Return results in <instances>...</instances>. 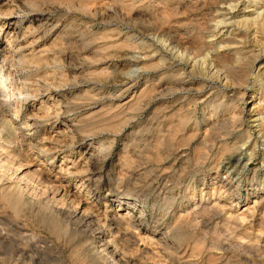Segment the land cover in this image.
<instances>
[{
  "label": "rangeland",
  "instance_id": "obj_1",
  "mask_svg": "<svg viewBox=\"0 0 264 264\" xmlns=\"http://www.w3.org/2000/svg\"><path fill=\"white\" fill-rule=\"evenodd\" d=\"M0 65V264H264V0H0Z\"/></svg>",
  "mask_w": 264,
  "mask_h": 264
},
{
  "label": "bare ground",
  "instance_id": "obj_2",
  "mask_svg": "<svg viewBox=\"0 0 264 264\" xmlns=\"http://www.w3.org/2000/svg\"><path fill=\"white\" fill-rule=\"evenodd\" d=\"M254 21V18H251V19H248V18H245V20H243L242 22H243V24L245 25V26H250L251 24H252V22ZM221 56H223L222 58H227L226 57V55H221ZM239 58V57H238ZM219 59H221V58H219ZM223 61V60H222ZM222 63V62H221ZM220 64V63H219ZM222 65V64H221ZM223 65H226V63H224ZM225 68V67H224ZM231 68V67H230ZM217 71H218V69H216ZM232 70V69H231ZM230 70V71H231ZM234 70H235V72H236V69L234 68ZM237 70H239V68L237 69ZM226 71V70H225ZM9 78H10V73H9V71H7V70H5L4 69V67H3V65H0V87L3 89V91H5V93H7V94H9V90H10V87H11V85H10V83H9ZM255 100V99H254ZM262 102H264V95L263 96H261V97H258V101H257V106L256 107H253L254 109H252V111H254V114L256 113V114H261V113H263L264 112V110H263V108H264V106L263 105H259V104H262ZM264 104V103H263ZM263 110V111H262ZM259 117H260V115H259ZM257 118H254L253 120H256ZM13 122V121H12ZM25 122V121H24ZM24 122H23V124H24ZM27 123V122H26ZM29 124V123H28ZM25 126H27L28 127V125L26 124ZM19 127V126H18ZM18 127H16V126H13V123H11L10 121H3V124H1L0 125V134H1V132L2 131H6L7 133H5V134H8V136H9V139H10V141L9 142H12V141H14V140H16L17 138L18 139H20L19 138V134H20V131H19V129H18ZM21 127V126H20ZM24 127H22V129H23ZM21 130V129H20ZM4 133V132H3ZM4 135V134H3ZM1 136V135H0ZM5 136H7V135H5ZM4 136V137H5ZM2 137V136H1ZM7 138V137H6ZM5 138V139H6ZM3 139V138H2ZM12 140V141H11ZM6 141V140H5ZM1 142V141H0ZM3 142H4V140H3ZM7 143V142H6ZM0 145H2L1 143H0ZM23 148V147H22ZM14 150H16V149H14ZM11 151V152H9V153H13L14 154V156L16 155L17 157L18 156H20L19 155V153H15V151ZM22 151H24V150H22V149H20V153L22 152ZM25 152H26V150H25ZM27 153V152H26ZM13 154H12V156H13ZM26 155V154H25ZM13 156V157H14ZM20 158V157H19ZM13 159H16V157H14ZM16 161V160H15ZM10 164V163H9ZM8 164V161H0V170H2V172H3V169L5 170L4 171V173L5 172H7V171H9L10 169H12L11 168V166ZM20 165V164H19ZM21 166V165H20ZM61 168V167H60ZM61 170H62V168H61ZM64 170V169H63ZM15 171V170H14ZM44 172V171H43ZM45 173V172H44ZM2 174V173H1ZM50 174V173H49ZM48 174V175H49ZM58 174V173H57ZM27 175H26V173L24 174V175H20V172H19V174H18V178H21V179H24V178H28V177H26ZM46 176V175H45ZM47 177V176H46ZM57 177H59L58 175H57ZM56 177V178H57ZM33 179V178H32ZM51 179V178H50ZM49 179V180H50ZM53 179H55V176H54V178ZM52 180V179H51ZM58 180V179H57ZM53 181V180H52ZM41 184H42V180L41 181H39ZM44 182V181H43ZM46 182V181H45ZM44 182V183H45ZM58 182H60V181H58ZM47 183V182H46ZM50 183V182H49ZM54 183V182H53ZM53 183H51L50 184V186H52V184ZM48 184V183H47ZM57 184V183H56ZM55 183H54V185H56ZM57 186V185H56ZM56 186H54V187H56ZM59 186H61V185H59ZM45 187V186H44ZM53 187V188H54ZM58 188V187H57ZM55 188L56 189V192L57 191H59L60 189L58 188ZM64 189V188H63ZM62 189V190H63ZM53 190V189H52ZM66 190V189H65ZM12 190L11 189H4L3 191H1L0 192V195H3L4 197H9V196H11V195H13V192H11ZM64 191V190H63ZM63 191H61V193L63 192ZM43 192V191H42ZM55 192V191H54ZM65 192V191H64ZM53 193V192H52ZM67 193V192H66ZM57 194V193H56ZM69 195V194H68ZM60 196V195H59ZM61 197V196H60ZM65 199V198H64ZM130 213V212H129ZM131 216V215H130ZM128 217V216H127ZM130 217H128V219H129ZM134 220V219H133ZM129 222H131V221H129ZM134 224V223H133ZM100 240V239H99ZM104 240V239H103ZM105 241V240H104ZM99 242H101V241H99ZM102 243V242H101ZM104 244V246H103V253H104V255H103V253H102V258H105V257H108L109 256V258H111L112 260H116L117 258H116V252H114V251H109L108 250V248L106 247V242L105 243H103ZM102 247V246H101ZM100 247V248H101ZM101 250V249H100ZM111 250V249H110ZM102 251V250H101ZM98 252V251H97ZM108 255V256H107ZM99 258V257H98ZM106 259V258H105ZM108 259V258H107ZM115 263V262H114Z\"/></svg>",
  "mask_w": 264,
  "mask_h": 264
}]
</instances>
